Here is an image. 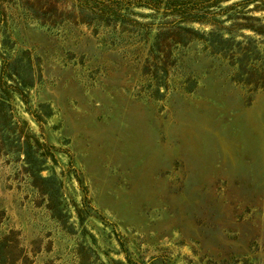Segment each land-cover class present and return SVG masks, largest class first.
Wrapping results in <instances>:
<instances>
[{
    "label": "rangeland",
    "instance_id": "rangeland-1",
    "mask_svg": "<svg viewBox=\"0 0 264 264\" xmlns=\"http://www.w3.org/2000/svg\"><path fill=\"white\" fill-rule=\"evenodd\" d=\"M145 1L0 0V264H264L263 1Z\"/></svg>",
    "mask_w": 264,
    "mask_h": 264
},
{
    "label": "trees",
    "instance_id": "trees-1",
    "mask_svg": "<svg viewBox=\"0 0 264 264\" xmlns=\"http://www.w3.org/2000/svg\"><path fill=\"white\" fill-rule=\"evenodd\" d=\"M106 0H95L96 4L99 5L100 7H103L106 5L107 2H105ZM110 3H119L120 1L122 0H109ZM148 1V0H146ZM145 1V2H146ZM263 2L260 4V5H257V6H262L264 7V0H262ZM168 3H174V7H182V4L185 2L183 0H167ZM148 3V2H146ZM179 5V6H178ZM185 18H193V19H196L198 18L197 16H185Z\"/></svg>",
    "mask_w": 264,
    "mask_h": 264
}]
</instances>
